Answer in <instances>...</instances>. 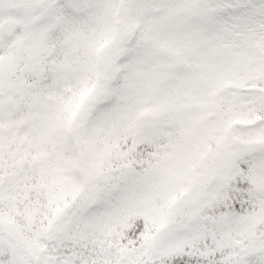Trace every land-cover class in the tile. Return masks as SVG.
<instances>
[{"label":"snow or ice","instance_id":"1","mask_svg":"<svg viewBox=\"0 0 264 264\" xmlns=\"http://www.w3.org/2000/svg\"><path fill=\"white\" fill-rule=\"evenodd\" d=\"M0 264H264V0H0Z\"/></svg>","mask_w":264,"mask_h":264}]
</instances>
